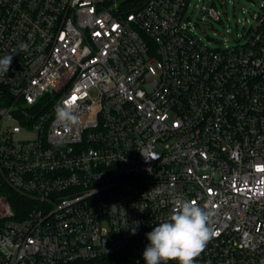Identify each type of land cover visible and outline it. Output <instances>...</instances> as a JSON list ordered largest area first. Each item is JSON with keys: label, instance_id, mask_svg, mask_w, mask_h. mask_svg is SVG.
Segmentation results:
<instances>
[{"label": "built area", "instance_id": "obj_1", "mask_svg": "<svg viewBox=\"0 0 264 264\" xmlns=\"http://www.w3.org/2000/svg\"><path fill=\"white\" fill-rule=\"evenodd\" d=\"M190 4L0 0V264H146L177 200L216 212L195 264H264V14L210 48Z\"/></svg>", "mask_w": 264, "mask_h": 264}, {"label": "clouds", "instance_id": "obj_2", "mask_svg": "<svg viewBox=\"0 0 264 264\" xmlns=\"http://www.w3.org/2000/svg\"><path fill=\"white\" fill-rule=\"evenodd\" d=\"M21 48H26L21 45ZM13 56L0 59V73H6ZM55 110L56 121L65 127L79 123L75 115V105L66 100ZM114 207V206H113ZM213 209L201 207L195 200H177L172 214L164 222L158 223L146 234L149 245L143 252L146 264H195L196 258L205 250L207 243L216 235ZM136 223L138 227V222ZM135 234V228L132 230Z\"/></svg>", "mask_w": 264, "mask_h": 264}, {"label": "rangeland", "instance_id": "obj_3", "mask_svg": "<svg viewBox=\"0 0 264 264\" xmlns=\"http://www.w3.org/2000/svg\"><path fill=\"white\" fill-rule=\"evenodd\" d=\"M191 0L185 16L192 31L210 48H222L244 43L245 34L256 22L259 14H264V0ZM214 6L218 18H214L202 10ZM5 193L6 188L0 176V186ZM14 191V190H13ZM0 193L3 201L10 205L6 195ZM2 209V208H1Z\"/></svg>", "mask_w": 264, "mask_h": 264}, {"label": "trees", "instance_id": "obj_4", "mask_svg": "<svg viewBox=\"0 0 264 264\" xmlns=\"http://www.w3.org/2000/svg\"><path fill=\"white\" fill-rule=\"evenodd\" d=\"M4 185L0 186V193H4L3 187ZM10 203L11 209L14 211V214L16 217L23 215V209L26 208V206L30 205V200L26 198L25 196H22L21 194L13 191L12 189L6 188V191L4 193Z\"/></svg>", "mask_w": 264, "mask_h": 264}, {"label": "snow or ice", "instance_id": "obj_5", "mask_svg": "<svg viewBox=\"0 0 264 264\" xmlns=\"http://www.w3.org/2000/svg\"><path fill=\"white\" fill-rule=\"evenodd\" d=\"M72 99H73V101H75L76 100V97H73Z\"/></svg>", "mask_w": 264, "mask_h": 264}]
</instances>
